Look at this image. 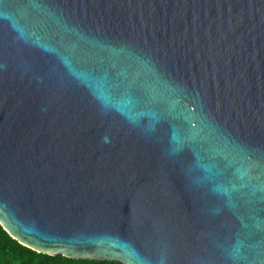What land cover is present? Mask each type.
<instances>
[{
	"label": "water",
	"instance_id": "1",
	"mask_svg": "<svg viewBox=\"0 0 264 264\" xmlns=\"http://www.w3.org/2000/svg\"><path fill=\"white\" fill-rule=\"evenodd\" d=\"M0 210L48 255L264 264V0H0Z\"/></svg>",
	"mask_w": 264,
	"mask_h": 264
},
{
	"label": "trees",
	"instance_id": "2",
	"mask_svg": "<svg viewBox=\"0 0 264 264\" xmlns=\"http://www.w3.org/2000/svg\"><path fill=\"white\" fill-rule=\"evenodd\" d=\"M0 264H120L36 252L13 239L0 225Z\"/></svg>",
	"mask_w": 264,
	"mask_h": 264
},
{
	"label": "snow or ice",
	"instance_id": "3",
	"mask_svg": "<svg viewBox=\"0 0 264 264\" xmlns=\"http://www.w3.org/2000/svg\"><path fill=\"white\" fill-rule=\"evenodd\" d=\"M0 219H4L3 217V213H2V210H0ZM6 224H8V227L14 232V234H17L19 235V230L18 229H14L12 228V225L7 221L5 220L4 221ZM25 237H21V239H24ZM29 243H31V241H28ZM129 264H137V262H134V261H129Z\"/></svg>",
	"mask_w": 264,
	"mask_h": 264
}]
</instances>
